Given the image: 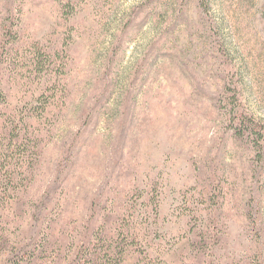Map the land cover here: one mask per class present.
<instances>
[{
  "label": "rangeland",
  "instance_id": "1",
  "mask_svg": "<svg viewBox=\"0 0 264 264\" xmlns=\"http://www.w3.org/2000/svg\"><path fill=\"white\" fill-rule=\"evenodd\" d=\"M0 87L11 114L48 104L0 154V234L24 241L53 196L69 259L113 203L125 236L150 212L166 264H264V151L231 133L240 111L264 124V0H0Z\"/></svg>",
  "mask_w": 264,
  "mask_h": 264
},
{
  "label": "trees",
  "instance_id": "2",
  "mask_svg": "<svg viewBox=\"0 0 264 264\" xmlns=\"http://www.w3.org/2000/svg\"><path fill=\"white\" fill-rule=\"evenodd\" d=\"M18 40L19 33L15 32L11 24L6 32L5 44L14 45ZM234 99L231 100L232 103L235 101ZM47 107V103H40L35 108L29 109L27 107L28 109L26 108V110H16L14 114H11L5 111L7 108V96L0 87V154L4 153L3 151L6 150V147L15 149L29 148L32 139L27 138L26 129L20 128L21 122L15 123V121L19 118L20 121L26 118L30 120L39 119L43 116ZM7 116L9 119L6 118ZM7 125L9 126L7 127ZM231 133L232 138L248 144L253 143L255 149L264 151V124L258 123L250 115L240 111L233 119ZM27 155H29L28 151L20 155V162H23L17 164L16 167L27 164ZM16 176V171L9 176V181H12L10 187L14 189L16 187L14 181ZM56 194L53 191L52 195ZM112 206L113 203L103 207L102 205L96 206V210L84 233L82 245L79 247L78 252L69 259V254L63 255L60 252L61 248L56 249L55 245L51 243L54 238L50 232L52 229L51 222L56 220L57 216L54 214L60 207V200L56 197L48 196L35 209L32 216L33 226L29 237L27 236L28 238L24 241H22L23 239L17 240L14 243L8 235L9 232L0 234V264H129V254L131 253L136 254L138 257V261L135 264H166L159 256L152 257L149 251L155 246V242L159 246L163 242L157 231H151L150 212H145L142 215L144 218L143 223L145 224L141 227L139 234H128L125 236L124 230H131L124 218L114 216L113 210H111ZM195 236L200 239V242H193L191 245L193 251L205 254L211 250L207 244L201 243L206 238L212 239L208 233L203 230H198V232L195 230ZM148 239H151L152 243H148V246L145 245V248L142 247L141 244L143 243L141 241L144 242ZM182 264L193 263L184 262Z\"/></svg>",
  "mask_w": 264,
  "mask_h": 264
}]
</instances>
